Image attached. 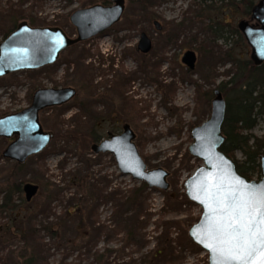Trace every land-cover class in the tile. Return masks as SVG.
Wrapping results in <instances>:
<instances>
[{
	"label": "rangeland",
	"instance_id": "obj_1",
	"mask_svg": "<svg viewBox=\"0 0 264 264\" xmlns=\"http://www.w3.org/2000/svg\"><path fill=\"white\" fill-rule=\"evenodd\" d=\"M20 1L0 0V11L9 12V7ZM130 1L125 0V12L119 23L96 38L69 48L50 65L53 68L46 66L0 78V117L28 108L39 89L72 87L77 90L76 97L67 104L40 113L43 130L52 132L54 137L42 153L15 169V177L22 188L32 183L40 189L33 201L27 202L29 205L23 191L13 214L24 213L28 206L42 205L48 190L56 186L63 189L68 198L81 197L76 176H90L95 180L106 176L111 182L109 191L139 185L140 182L120 173L111 154L97 155L92 151L93 136L101 141L108 133L121 132L123 126L129 124L136 133L135 141L148 169L163 168L170 173V190L151 188L146 205L145 217L150 221L146 232L152 240L149 249L156 245L152 239L157 236L153 233L155 224L167 222L173 226L172 238L181 243L174 244L178 253L173 264H209L208 254L189 241V225L200 220L202 209L191 201L192 204L183 202L182 198L186 195V180L203 165L191 156L189 146L193 143V128L211 115L214 90L228 81L235 71L234 64L223 58L225 52L233 49L237 58L251 60V47L245 38L239 41L237 36L230 34L234 28L238 29L240 21H251V15H245L243 5L236 9L221 0H150L151 20L140 19L135 28H130L129 20L134 22L140 13ZM90 2L46 0L43 10L37 14L51 24L48 26L62 28L75 37L77 30L70 21L71 14L92 6ZM28 7L24 5L23 8ZM196 14H204V17ZM62 19L66 20L65 24L58 25ZM155 21L161 24L162 30H157ZM219 24L225 39L215 36L220 34L214 32ZM5 32L6 25L0 27V43L4 41ZM142 33L153 41V49L148 54L137 49ZM188 50L197 54L193 71L182 63ZM213 52L219 56L214 57ZM252 133L264 141V115L259 117ZM9 144L8 139L0 137L1 180L8 178L17 163L3 157ZM236 156L244 160L241 153ZM254 179H259L258 174ZM64 205L54 202L52 207L59 212ZM113 207V204L101 205L102 223L117 224ZM7 225H12L11 217H0V229ZM12 240L11 245H21L18 239ZM121 240L122 236H104L98 248L117 249L122 246ZM2 258H6L5 253H0L3 264L7 260ZM60 260L62 256L51 258L54 263ZM67 262L93 264V259L75 254Z\"/></svg>",
	"mask_w": 264,
	"mask_h": 264
},
{
	"label": "trees",
	"instance_id": "obj_2",
	"mask_svg": "<svg viewBox=\"0 0 264 264\" xmlns=\"http://www.w3.org/2000/svg\"><path fill=\"white\" fill-rule=\"evenodd\" d=\"M45 1L21 0L18 5H11L9 12L1 9L0 27L4 28L6 25L4 40L23 22L32 27L51 25L41 20L37 14L39 10H43ZM90 1L89 5L92 6L112 3L111 0ZM221 1H227L228 5L236 9L243 5L244 13L248 16L259 0ZM24 5L29 7L24 9ZM130 5H136L140 12L134 22L129 20L130 28H135L136 21L140 19L151 20L150 0H132ZM203 15L196 14L197 17H204ZM65 22L64 19L59 20L58 25H64ZM221 30L220 24L217 29L214 27V32L220 33L215 35H218L217 39L224 38ZM230 34L237 36L239 41L244 40L242 33L236 28ZM212 54L214 57L219 56L217 52ZM223 58L234 64L235 71L228 81L218 87L226 101V116L222 126L225 142L220 150L234 161L241 176L254 180L258 174L260 179L259 161L264 155V141L258 139L252 131L257 126L259 117L264 115V64L256 66L251 60L237 58L233 49L227 50ZM47 68L51 69L53 66ZM92 139L94 143L99 141L95 136ZM237 153H241L244 160H238ZM187 156L191 158L190 155ZM21 166L22 164L15 163L6 180H1L0 176V217L10 216L12 224L0 229V253H5L6 258L2 259L7 260L3 264H72L67 261L75 254L93 259V264H173L178 253L174 244L181 243L172 238L173 226L170 223L155 224L153 233L157 236L152 239L156 245L149 249L152 240L146 230L150 221L145 216L153 189L147 184L117 187L109 191L111 182L106 176L98 180L90 176H76L75 181L82 191L81 197L68 198L64 190L56 186L48 190L46 201L42 205L28 206L24 213L13 214L17 199L23 192L22 183L14 174L15 169ZM172 195L173 193L169 198ZM182 199L183 202L191 203L185 194ZM54 202L65 204L64 209L56 212L52 207ZM107 204L114 205L112 209L117 224L109 225L100 221L99 209L101 205ZM193 225L194 223H190L189 226ZM104 236H122V246L117 249H99ZM12 239H18L21 245H11ZM189 241L194 247H198L190 238ZM57 255L62 256V260L58 263L51 262V258Z\"/></svg>",
	"mask_w": 264,
	"mask_h": 264
},
{
	"label": "water",
	"instance_id": "obj_3",
	"mask_svg": "<svg viewBox=\"0 0 264 264\" xmlns=\"http://www.w3.org/2000/svg\"><path fill=\"white\" fill-rule=\"evenodd\" d=\"M111 5L95 4L81 8L71 14L70 21L75 26L77 39L68 37L59 27H32L27 22L18 25L6 40L0 43V78L21 71H34L55 64L61 53L72 45L88 41L119 23L125 12V0H111ZM252 22V23H251ZM157 30H162L155 21ZM238 29L251 47V60L256 66L264 64V0L253 7L251 21L242 20ZM153 48L152 40L142 33L138 51L148 54ZM183 63L190 71L195 70L197 54L187 51ZM77 95L75 88L39 89L33 96L32 104L16 113L0 118V137L19 136L3 153L5 159L20 164L30 157L42 153L54 137L52 132L43 130L40 113L46 109L67 104ZM211 115L208 120L192 130L193 143L189 153L203 162L185 182L187 198L202 209L200 220L189 230L194 244L208 254L209 264H214L215 256L205 247L208 239L205 229L211 223L217 208L216 197L230 191L259 189L264 186V155L260 157L261 178L248 180L241 176L234 161L220 148L225 142L222 126L226 116V101L219 89L214 91ZM136 133L129 124L124 125L120 134L110 133L107 138L92 146L95 154L113 155L121 174L145 183L149 188L169 191L170 173L163 168L149 170L136 144ZM239 182V183H237ZM40 187L27 183L23 187L27 202H32ZM204 240L202 243L201 240Z\"/></svg>",
	"mask_w": 264,
	"mask_h": 264
},
{
	"label": "snow or ice",
	"instance_id": "obj_4",
	"mask_svg": "<svg viewBox=\"0 0 264 264\" xmlns=\"http://www.w3.org/2000/svg\"><path fill=\"white\" fill-rule=\"evenodd\" d=\"M216 202L217 208L209 207L218 215L205 229L214 264H264V186L242 187L218 195Z\"/></svg>",
	"mask_w": 264,
	"mask_h": 264
},
{
	"label": "flooded vegetation",
	"instance_id": "obj_5",
	"mask_svg": "<svg viewBox=\"0 0 264 264\" xmlns=\"http://www.w3.org/2000/svg\"><path fill=\"white\" fill-rule=\"evenodd\" d=\"M112 2V1H111ZM48 27H53V28H55L54 26H48ZM106 32V31H105ZM67 33V32H66ZM67 35H68V37H70L71 39H77L78 38V34H77V36H75V37H71L68 33H67ZM97 37V36H96ZM96 37H94V38H96ZM94 38H92V39H94ZM152 43H153V41H152ZM79 43H76V44H74V45H72L71 47H73V46H76V45H78ZM71 47H69V48H71ZM69 48H67L66 50H64L62 53H64L65 51H67ZM137 49H138V47H137ZM153 49V48H152ZM189 51V50H188ZM62 53H61V55H62ZM61 55H60V58H61ZM184 56V55H183ZM59 58V59H60ZM183 58V57H182ZM182 63H183V61H182ZM184 64V63H183ZM185 65V64H184ZM186 66V65H185ZM218 89V88H217ZM77 91V90H76ZM215 91V90H214ZM16 113H18V112H16ZM16 113H13V114H16ZM9 115H11V114H9ZM6 116H8V115H6ZM6 116H3V117H6ZM0 118H2V117H0ZM126 125V124H125ZM43 127V126H42ZM124 127V126H123ZM123 130V129H122ZM122 132V131H121ZM121 132H119V131H115V132H110V133H113V134H120ZM110 133H108V135L110 134ZM108 135H107V137H108ZM18 137L19 136H14V137H11V138H6V137H4V138H6V139H8L9 140V142H10V144L12 143V142H14V141H16L17 139H18ZM106 137V138H107ZM105 139V138H104ZM102 141V140H101ZM101 141H98L97 143H94L93 145H95V144H98L99 142H101ZM9 144V145H10ZM8 145V146H9ZM92 145V146H93ZM113 156V155H112ZM7 160H9V159H7ZM9 161H11V160H9ZM116 162V161H115Z\"/></svg>",
	"mask_w": 264,
	"mask_h": 264
}]
</instances>
